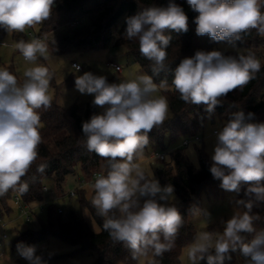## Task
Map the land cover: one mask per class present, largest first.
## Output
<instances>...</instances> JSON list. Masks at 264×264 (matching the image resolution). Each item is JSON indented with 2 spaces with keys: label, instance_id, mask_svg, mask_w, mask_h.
Listing matches in <instances>:
<instances>
[{
  "label": "clouds",
  "instance_id": "clouds-1",
  "mask_svg": "<svg viewBox=\"0 0 264 264\" xmlns=\"http://www.w3.org/2000/svg\"><path fill=\"white\" fill-rule=\"evenodd\" d=\"M197 15L193 19L197 36L207 35L214 42L235 48L253 31L264 38V0H186ZM55 0H0V27L8 33L35 28L52 17ZM189 17L176 0L152 5L126 17L124 38L137 40L139 52L151 62L152 75L109 83L106 76L84 72L76 76L75 88L92 95V105L102 111L82 123L84 147L105 162L93 184L92 206L104 218L103 227L114 242L126 247L132 259L141 261L163 256L176 242L184 217L172 202L174 187L161 186L140 162L149 145V133L169 118L168 100L155 95L160 89L179 93L187 104L204 105L214 112L233 90L246 86L261 71L255 53L224 50H197L174 69L169 86L154 76L170 71L166 63L171 33H187ZM25 61L35 66L23 72L21 82L8 68H0V196L9 190L26 194L22 182L39 157L42 137L40 109L52 106L49 95L52 73L36 64L47 58L48 44L41 39L20 40L14 45ZM76 72L79 65H73ZM255 114L243 110L232 113L215 132L211 151L212 177L220 187L244 199L236 200L243 211L222 221V232L200 231L187 245L189 264H226L233 253L245 264H264V230L253 227L257 203H264V122H252ZM46 165L37 171L43 172ZM256 234L246 239L245 233ZM18 254L29 264H46L35 245H17ZM148 264H155L154 259Z\"/></svg>",
  "mask_w": 264,
  "mask_h": 264
},
{
  "label": "trees",
  "instance_id": "trees-1",
  "mask_svg": "<svg viewBox=\"0 0 264 264\" xmlns=\"http://www.w3.org/2000/svg\"><path fill=\"white\" fill-rule=\"evenodd\" d=\"M168 0H55L52 17L39 25L37 34L48 41L49 46L58 54L85 53L108 48L110 45L122 47L133 58L135 63L145 74L152 75L151 62L141 56L137 40L124 38L126 30V17L137 14L144 8L152 5H166ZM189 17V30L187 33H171L172 41L167 49L166 63L170 71L161 72L154 76L159 84L165 78L169 86L174 76V69L182 59L191 57L197 50H223L226 42H214L207 35L197 36L195 33L194 17L197 15L188 7L186 0H176ZM79 23L76 28H70L72 23ZM31 30V28H30ZM30 32V31H29ZM36 32V31H35ZM7 35V31L0 27V41ZM30 41L28 34H14V41ZM230 46V45H229ZM232 47V46H231ZM250 50L260 59L262 67L256 79L246 86L233 90L218 105L214 112L208 113L204 105L187 104L179 98V93L168 89H161L167 98L173 118L154 128L148 135L150 144L165 147V139L170 138V144L178 138L197 139L204 129L208 119L214 121L218 118L223 124L230 115L243 110L245 114H255L252 122H264V38L259 37L255 31L242 41H237L234 49L224 50L226 55H236L238 51L245 53ZM41 115L42 137L39 145V157L33 164L28 175L22 182L29 185L26 194H19L9 190L0 196V210L10 214V202L15 196H20L24 203L35 204L44 200L45 180L53 177L57 188L61 189L65 178L74 175L80 170L88 179L95 173L102 172L104 161L94 152H88L84 145L82 123L90 119L99 109L92 105V101L76 103L68 109H63L55 101L48 110H39ZM199 168L196 169L187 159L184 150L173 149L167 152L163 167L157 170L156 179L160 185L171 184L174 194L179 202L176 204L184 217L175 246L163 256L152 257L150 260L157 264H182L181 257L197 230L190 217L202 210L201 192L211 189L210 193L217 194L222 188L220 181L214 179L209 171L211 166L209 158L203 149L198 151ZM46 165L43 172L37 171L38 166ZM208 192V191H207ZM80 208L88 212L98 224L100 231L93 232L84 218L72 213L65 222L54 205L48 206L47 219L38 231L17 232L12 240V247L23 242L26 245H39L50 237H56L68 244L79 246V250L94 248L99 252L96 264H138L132 259L130 251L121 243L114 242L104 229V218L97 214L92 206L91 198L86 197L85 188L77 190ZM243 191L238 199H244ZM244 210V209H243ZM252 214L258 219L254 220L253 227L256 232L264 230V203H257ZM256 233H245L250 240ZM234 264H245V258L239 253H233L231 261ZM148 264V263H147Z\"/></svg>",
  "mask_w": 264,
  "mask_h": 264
},
{
  "label": "rangeland",
  "instance_id": "rangeland-1",
  "mask_svg": "<svg viewBox=\"0 0 264 264\" xmlns=\"http://www.w3.org/2000/svg\"><path fill=\"white\" fill-rule=\"evenodd\" d=\"M34 29L37 33L39 25ZM29 31L30 28H26L24 32H7L6 37L0 41V45L1 43L15 44L14 34L22 33L27 35ZM44 41L49 46L48 41L45 39ZM3 48L4 47L0 49V54L2 55L4 67L17 75L18 79L22 82L23 72L27 68L35 65L25 61L15 48ZM221 48L223 50L234 49L229 45H222ZM46 56L47 58L40 57L36 64L49 68L50 72L53 74L52 80L50 81L49 95L52 97V101H55L63 109H68L76 103H84L93 100L94 97L92 95L81 94L75 88L76 76L82 75L84 72H92L95 75L106 76L109 83H119L124 80L134 79L137 75L145 74L141 71L133 58L127 54L124 48L116 47L113 44L102 50L68 54H58L49 46V51ZM73 63L79 64L82 69L76 72L72 68ZM111 63L121 67L123 72H117L115 68L111 66ZM155 95L163 96L162 90H158ZM98 109L100 113L102 109L99 107ZM169 110V118L166 121L173 118L170 106ZM222 126L223 124L218 118H215L214 121L208 119L204 129L198 134L200 143L195 142V139L178 138L175 142L170 144V138L167 137L164 143L165 147L168 151L173 149L184 150L188 161L198 169V151L201 149L207 154L210 164L212 163L211 151L215 142L214 132ZM185 141L190 142L189 146H183ZM168 151L164 150L161 146L152 145L150 143L144 150V155L140 162L149 175L153 173L155 179L157 170L161 169L163 164L160 161L154 160L152 157L156 153L161 154L167 153ZM79 180L88 182V178L80 170L74 175L67 176L61 189H59L53 177L47 178L44 183L49 192L44 194V200L41 203L31 204L30 207L34 209V215L32 221L29 223L25 221V218L21 217V211H19L13 202H10L12 209L10 214L0 210V264H29L26 259L20 258L17 248H13L11 242L17 232L28 230L38 231L42 223L47 219L49 205H54L56 209L62 211V218L65 222L69 220L72 213H75L84 218L93 232L98 233L100 231L98 224L90 214L81 210L77 196L61 198V196L68 195L72 191H77ZM85 192L86 197L92 199L94 195L93 186L86 187ZM210 192L211 189H204L201 192L202 210L190 217V221L195 226L197 232H222V221L229 219L236 211H243L242 208L236 205L235 201L238 200V195L236 193L228 192L223 189L217 194ZM174 196L175 198H173L172 202L177 204L179 199L175 194ZM41 205L43 206L40 207ZM2 229H4L7 234V240L5 239L3 242L1 240ZM36 249L37 255L42 256L46 264H96L99 257L97 249L90 248L79 250V246L68 244L56 237H50L46 242L37 245ZM186 251L187 248L183 251L181 257L182 264H189ZM149 260L150 256L143 260V264H147ZM138 264H141V261H139ZM200 264H206V260L201 261ZM226 264L234 263L226 261Z\"/></svg>",
  "mask_w": 264,
  "mask_h": 264
},
{
  "label": "built area",
  "instance_id": "built-area-1",
  "mask_svg": "<svg viewBox=\"0 0 264 264\" xmlns=\"http://www.w3.org/2000/svg\"><path fill=\"white\" fill-rule=\"evenodd\" d=\"M79 25V23L75 22V23H72L69 27L70 28H76L77 26ZM28 36L30 38V41L33 40V39H41V40H44L43 38H41L36 32H35V29L34 28H31L30 32L28 33ZM73 65H79L77 63H73L72 64V68L74 70L75 67H73ZM111 66L115 68V70L117 72H121L122 71V68L115 65V64H112L111 63ZM80 67V70L82 69L81 66L79 65ZM216 132V131H215ZM215 132H214V135H215ZM195 142H198L200 143V139L197 138L195 139ZM190 142L189 141H185L183 143V146L184 147H187L189 146ZM166 157H167V153H156L152 158L156 161H160V162H165L166 161ZM101 172H98V173H95L90 179H88V182H84L82 180H79V183H78V189H81V188H86L88 186H93L94 182H95V179L96 177L100 174ZM49 190L47 187H44V193H48ZM77 194V191H72L70 192L68 195H63L61 196V198L63 197H75ZM12 202L14 203V205L19 209V211H21V217L25 218V221L26 222H31L32 221V217L34 215V209L31 206V204H27V203H24L23 200L21 199L20 196H15L12 200ZM43 205H41L40 207H42ZM60 211V210H59ZM61 212V211H60ZM3 239H6L7 238V235L6 234H3ZM21 259H24L20 256Z\"/></svg>",
  "mask_w": 264,
  "mask_h": 264
},
{
  "label": "crops",
  "instance_id": "crops-1",
  "mask_svg": "<svg viewBox=\"0 0 264 264\" xmlns=\"http://www.w3.org/2000/svg\"><path fill=\"white\" fill-rule=\"evenodd\" d=\"M29 33V32H28ZM15 44H16V42H15ZM15 44H13V43H5V44H3V43H1V47H0V49H2V47H4L3 49H6L7 47H10L11 49L12 48H15L14 47V45ZM2 67H4V65H3V61H2V55L0 54V68H2ZM4 68H6V67H4ZM76 71V70H75ZM123 72V69H122V71L121 72H119V73H122ZM3 234H6V231L4 230V229H2V235H1V240H2V242L3 241H5V239H3ZM17 233H15V235H16ZM7 235V234H6ZM7 240V239H6ZM11 244H12V242H11Z\"/></svg>",
  "mask_w": 264,
  "mask_h": 264
}]
</instances>
